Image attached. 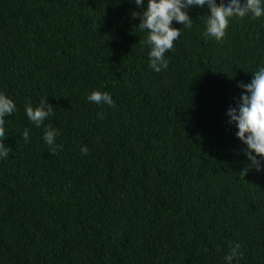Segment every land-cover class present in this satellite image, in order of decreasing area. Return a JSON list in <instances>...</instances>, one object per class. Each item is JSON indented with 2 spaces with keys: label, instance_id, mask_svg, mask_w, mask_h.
<instances>
[{
  "label": "trees",
  "instance_id": "16d2710c",
  "mask_svg": "<svg viewBox=\"0 0 264 264\" xmlns=\"http://www.w3.org/2000/svg\"><path fill=\"white\" fill-rule=\"evenodd\" d=\"M132 10L0 0V91L17 105L0 159V264H227L233 244L234 264H264V171L243 174L226 116L264 62V16L206 41V10L190 9L156 72ZM93 89L114 105L87 101ZM44 97L53 112L36 127L25 105ZM45 127L59 131L54 153Z\"/></svg>",
  "mask_w": 264,
  "mask_h": 264
},
{
  "label": "clouds",
  "instance_id": "9594fccd",
  "mask_svg": "<svg viewBox=\"0 0 264 264\" xmlns=\"http://www.w3.org/2000/svg\"><path fill=\"white\" fill-rule=\"evenodd\" d=\"M133 3L140 11L132 10L131 16L139 17L138 27L147 33L144 40L139 42L148 47L149 66L156 72L167 68L165 53L173 48V42L181 36L182 30L192 28V17L188 14L190 9L206 10L208 18L203 37L206 41L221 40L233 18L255 19L264 16V0H223L219 4L217 0H133ZM173 21L181 24L182 29L175 27ZM252 74L250 82H237V87L242 91L235 104L229 105L226 111L227 123L237 129L235 135L244 145L243 154L247 163L243 165V174L251 169L264 171V62ZM86 100L96 105H114L112 95L98 89L91 90ZM16 108L15 101L0 91V159L8 157L11 152L4 143L8 135L5 117L13 114ZM52 112L53 107L46 102V97L36 107L31 103L25 105L26 117L36 127L44 125ZM98 116L102 118L103 114L98 113ZM58 135V129L50 127H45L42 133L50 152H55V137ZM23 138L26 142L29 140L28 128H25ZM81 152L87 153L88 148L82 147ZM239 248V244L230 246L224 256L227 264H234Z\"/></svg>",
  "mask_w": 264,
  "mask_h": 264
}]
</instances>
